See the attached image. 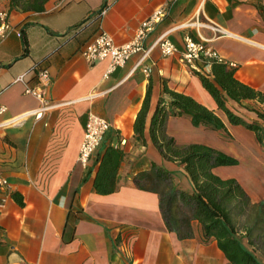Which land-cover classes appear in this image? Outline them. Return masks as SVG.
<instances>
[{
    "label": "crops",
    "instance_id": "0c3cea01",
    "mask_svg": "<svg viewBox=\"0 0 264 264\" xmlns=\"http://www.w3.org/2000/svg\"><path fill=\"white\" fill-rule=\"evenodd\" d=\"M159 7L168 12L145 40V48H152L142 66L137 62L143 52H137L106 77L107 60L90 62L82 55L101 31L117 44L131 41ZM0 10L8 11L12 26L0 37V107H5L0 113V174L10 183L0 186V264H229L215 240H204L198 221L193 222L192 237L180 238L170 230L160 195L138 187L135 177L150 169L152 161L183 170L162 156L149 132L167 80L171 88L216 109L233 139L226 140L219 130L195 127L186 117L170 116L167 132L180 143L202 142L236 156L239 165L217 167L216 173L238 179L253 201L264 199V149L253 131L231 124L217 109L194 73L210 75L213 60L200 59L194 66L181 60L185 37L193 35L235 62L237 76L264 92L261 1L47 0L42 10H24L12 0H0ZM192 22L201 26H189ZM213 25L228 34L216 32ZM161 36L175 42V55L162 54L155 44ZM143 66L151 67L150 75ZM40 67L48 68L53 78L51 106L42 116L37 115L42 102L26 92L37 84ZM150 84L144 144L136 138L134 122ZM238 107L244 117L255 118ZM90 112L106 118L110 128L84 168L78 157ZM108 146L123 149L124 158L116 190L102 194L94 188L95 161ZM70 212L91 218L68 222Z\"/></svg>",
    "mask_w": 264,
    "mask_h": 264
},
{
    "label": "trees",
    "instance_id": "16d2710c",
    "mask_svg": "<svg viewBox=\"0 0 264 264\" xmlns=\"http://www.w3.org/2000/svg\"><path fill=\"white\" fill-rule=\"evenodd\" d=\"M46 2L12 0V4L24 10H42ZM193 70L203 88L214 99L217 109L226 114L231 124L253 131L256 141L264 149V92L242 81L236 74L238 66L230 65L229 61L213 60L210 75ZM152 94L153 86L150 84L134 122L136 138L144 144H147ZM246 100L254 103L244 104ZM238 105L253 113L255 118L244 117ZM170 116L186 117L195 127L219 130L226 140L233 139L216 109L186 92L171 88L168 81L163 80L161 96L150 120V137L166 160L182 166L190 189L182 188L175 182L173 171L153 161L150 169L136 175V185L160 195L166 225L180 238L192 237L193 222L198 221L204 232V240H215L229 264H264V199L253 201L238 179L223 178L215 171L217 167L239 165L240 160L206 143L178 142L166 129ZM123 158V149L113 146L98 154L95 166L99 167L94 180L98 193L108 194L116 190L115 178ZM14 197L24 204L17 193ZM80 211L77 209V212ZM81 218L91 217L70 212L68 222L75 223Z\"/></svg>",
    "mask_w": 264,
    "mask_h": 264
},
{
    "label": "built area",
    "instance_id": "2783aa9c",
    "mask_svg": "<svg viewBox=\"0 0 264 264\" xmlns=\"http://www.w3.org/2000/svg\"><path fill=\"white\" fill-rule=\"evenodd\" d=\"M264 7V0H260ZM168 12L167 7L157 8L152 15L145 20L137 30L135 37L124 44H117L113 36L107 31H101L91 42H89L83 49L82 55L90 62L108 61L107 71L105 76L108 77L117 68L122 67L133 54L143 52L142 56L137 62V66H142L144 59L149 55L151 48H145V40L149 33L152 32L158 23H160ZM189 26H201L198 22H192ZM9 21V13L7 10H0V37H5L11 29ZM216 32L228 34L223 31L220 26H211ZM20 35V33H19ZM164 56L175 55L178 47L171 39L161 36L156 43ZM208 59L226 61L218 51L211 46L205 44L202 40H197L193 35H186L185 48L181 52V60L183 63L194 66L197 60ZM230 65L236 66L235 62L229 61ZM143 71L150 75L152 69L150 66H143ZM53 83L52 75L48 68L40 67L37 73V84L26 89L28 94L38 98L42 102L38 116H42L43 111L51 106L48 98L49 89ZM5 110L4 106L0 107V113ZM110 128L109 121L93 112L88 114L85 125L84 136L80 145L78 162L84 168L90 164L93 153L100 145L105 133ZM9 180L0 174V186H9ZM2 203H0V207Z\"/></svg>",
    "mask_w": 264,
    "mask_h": 264
},
{
    "label": "rangeland",
    "instance_id": "374dc122",
    "mask_svg": "<svg viewBox=\"0 0 264 264\" xmlns=\"http://www.w3.org/2000/svg\"><path fill=\"white\" fill-rule=\"evenodd\" d=\"M173 176L176 183L180 184L183 188L190 189L188 186L189 179L183 170L177 172L173 171Z\"/></svg>",
    "mask_w": 264,
    "mask_h": 264
}]
</instances>
